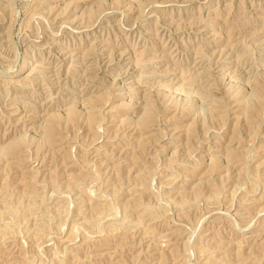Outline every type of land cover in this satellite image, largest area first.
<instances>
[{
  "label": "rangeland",
  "instance_id": "1",
  "mask_svg": "<svg viewBox=\"0 0 264 264\" xmlns=\"http://www.w3.org/2000/svg\"><path fill=\"white\" fill-rule=\"evenodd\" d=\"M0 264H264V0H0Z\"/></svg>",
  "mask_w": 264,
  "mask_h": 264
},
{
  "label": "bare ground",
  "instance_id": "2",
  "mask_svg": "<svg viewBox=\"0 0 264 264\" xmlns=\"http://www.w3.org/2000/svg\"><path fill=\"white\" fill-rule=\"evenodd\" d=\"M94 88V87H93Z\"/></svg>",
  "mask_w": 264,
  "mask_h": 264
}]
</instances>
